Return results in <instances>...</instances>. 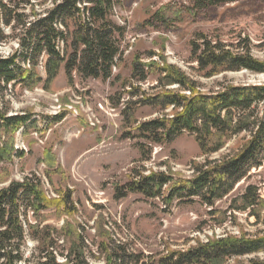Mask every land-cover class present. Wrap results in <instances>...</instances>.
I'll return each mask as SVG.
<instances>
[{"label": "rangeland", "instance_id": "obj_1", "mask_svg": "<svg viewBox=\"0 0 264 264\" xmlns=\"http://www.w3.org/2000/svg\"><path fill=\"white\" fill-rule=\"evenodd\" d=\"M110 18L124 29L117 37L121 54L111 78L74 74L68 82L61 70L47 88L42 83L30 90L0 84V110L29 118L18 130H0V188L25 177L40 181L46 198L55 203L37 217L29 213L27 220L45 229L38 237L52 240L58 264H72L62 255L76 251L82 253L81 264H105L117 249L139 256L143 264H158L169 251L208 239L262 236L264 202L243 212L233 210L240 203L230 205L250 184L260 187L264 199V167L252 169L212 206L177 197L167 204L164 188L159 197L150 198L125 192V186L151 173L190 178L196 164L243 146L246 134H226L219 151L203 155L194 134L184 131L170 142L147 144L133 138L134 127L170 113V108L140 102L175 90V85L160 82L163 67L180 69L203 93L222 85L264 83V73L245 69L206 78L192 56V42L203 34L233 51L247 47L264 62V0H219L212 6L194 0H119ZM3 29L8 36L0 42V56L7 57L17 44ZM38 72L45 77L40 66ZM138 72L144 80L137 78ZM37 246L26 237L25 256L35 255Z\"/></svg>", "mask_w": 264, "mask_h": 264}, {"label": "trees", "instance_id": "obj_2", "mask_svg": "<svg viewBox=\"0 0 264 264\" xmlns=\"http://www.w3.org/2000/svg\"><path fill=\"white\" fill-rule=\"evenodd\" d=\"M118 1L0 0V42L8 36L4 27L17 44L12 54L0 56V84L30 90L42 83L47 88L61 70L68 82L73 80L74 74L81 78H111L115 61L121 54L117 37L124 32L110 18ZM218 1L194 0V3L212 6ZM192 44V56L198 68L205 71L206 78L242 69L264 73V62L254 58L247 47L233 51L203 34H197ZM39 66L44 78L38 72ZM160 73V82L175 85V90L166 89L140 102L158 105L161 110L170 108V113L139 122L134 127L133 138H141L147 144H161L186 131L194 134L203 155L219 151L223 146L221 138L226 134L244 133L247 140L233 154L212 160L206 158L196 164L190 178L173 180L163 173L138 175V179L126 184L125 192L157 198L164 188L167 204L177 197L181 200L197 198L212 206L252 169L264 167V83L222 85L218 91L203 93L198 90L196 81L174 66L163 67ZM138 74L139 80L145 79L144 73ZM28 120L26 114L8 116L0 110V130H18ZM141 151L143 154V148ZM231 202V207L240 203L232 209L243 212L254 209L264 199L260 187L250 184ZM53 203L46 198L36 177H25L0 188V264H58L55 251L50 249L52 240L38 237L45 229L38 230L37 225L27 220L29 213L37 217ZM26 237L38 243L37 253L29 257L23 250ZM62 256L72 264L82 262L79 251ZM241 257L246 260L238 264H264V234L208 239L187 250L169 251L160 256L157 263L225 264ZM140 262L143 264L139 256L117 249L110 253L105 264Z\"/></svg>", "mask_w": 264, "mask_h": 264}]
</instances>
